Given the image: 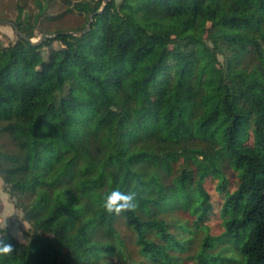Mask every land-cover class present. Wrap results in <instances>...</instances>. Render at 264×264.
I'll return each mask as SVG.
<instances>
[{
	"label": "trees",
	"instance_id": "1",
	"mask_svg": "<svg viewBox=\"0 0 264 264\" xmlns=\"http://www.w3.org/2000/svg\"><path fill=\"white\" fill-rule=\"evenodd\" d=\"M51 1L11 22L52 37L0 41V179L30 227L0 264H98L120 224L132 264H264V0H81L67 30ZM115 189L134 212L105 210Z\"/></svg>",
	"mask_w": 264,
	"mask_h": 264
},
{
	"label": "rangeland",
	"instance_id": "2",
	"mask_svg": "<svg viewBox=\"0 0 264 264\" xmlns=\"http://www.w3.org/2000/svg\"><path fill=\"white\" fill-rule=\"evenodd\" d=\"M38 0H0V21H7L11 22L15 19L18 8L20 7L22 12L29 13L31 15L37 13V2ZM81 1V0H52L49 6L45 9V13L43 14V18L47 16L50 17H58L56 21L49 22L46 19L42 20L43 28L46 29H54V28H61L63 30L71 29L77 27L80 23L82 18L79 17L77 14L69 11L72 4L74 2ZM60 16V17H59ZM48 26V27H46ZM42 34L36 33L35 37L32 39V43H37L40 40ZM16 36L13 32V29L10 25H1L0 24V41L3 44H7L9 42H13ZM45 108V107H44ZM9 146L8 144H3V147ZM2 147V148H3ZM162 211L166 210V207H161ZM175 210V212L168 213L177 221V224L181 223H188L190 224V219L192 218L191 212L192 209L189 208L186 211ZM167 214V213H165ZM167 214V215H168ZM163 215V213H162ZM169 217V216H168ZM6 221V232L10 234L13 238L25 242L27 240V232L30 231L29 224L24 221L23 214L14 208L13 202L9 199L7 193H5L3 189V183L0 179V228H2L3 223ZM221 219H219L217 209H214V214L206 224L210 227V233L212 235H219L222 230L221 226ZM118 239L113 241V245L115 246L116 252L115 254H103L100 258L98 264H132L138 263L141 261L138 248L135 245L134 237L131 233L124 227V225L118 226ZM172 232H175L174 228L171 229ZM121 242H120V241ZM201 239L196 238L193 242V247L190 252L182 255L184 259L189 256H194L198 249L199 243ZM224 257H229L228 253L223 254ZM234 260H238V256L232 255ZM179 264H196V260L194 258L184 260L182 263ZM215 264V263H212ZM236 264V263H232Z\"/></svg>",
	"mask_w": 264,
	"mask_h": 264
},
{
	"label": "clouds",
	"instance_id": "3",
	"mask_svg": "<svg viewBox=\"0 0 264 264\" xmlns=\"http://www.w3.org/2000/svg\"><path fill=\"white\" fill-rule=\"evenodd\" d=\"M138 193L136 191L112 190L105 195L104 208L108 213L120 214L122 212H134L138 207ZM6 221L3 223L0 231L6 230ZM4 235V234H3ZM0 235V237H3ZM14 252V247L10 242L0 238V256H7Z\"/></svg>",
	"mask_w": 264,
	"mask_h": 264
},
{
	"label": "water",
	"instance_id": "4",
	"mask_svg": "<svg viewBox=\"0 0 264 264\" xmlns=\"http://www.w3.org/2000/svg\"><path fill=\"white\" fill-rule=\"evenodd\" d=\"M103 2H104V4H105V3L107 2V0H103ZM101 11H102V10L98 11L97 13H100ZM90 21H91V18L89 19V22L87 23V25L85 26V28H84L81 32H79V33H77V32H72V33H67V34H70V35H77V34H81V35H83V34H85V33L87 32V30H88L89 25H90ZM0 24H1V25H10V26L13 28L14 32H15L19 37H21V38L25 39L26 41L32 43V40H30V39H28L27 37L23 36L22 34L19 33V31H18L16 28H14V24H13V22L0 21ZM47 37L49 38V37H52V36H49V35H42V36L40 37V41H43V40H44L45 38H47Z\"/></svg>",
	"mask_w": 264,
	"mask_h": 264
}]
</instances>
